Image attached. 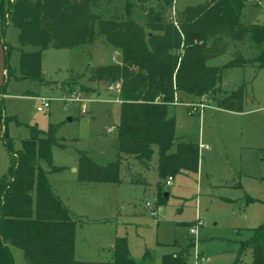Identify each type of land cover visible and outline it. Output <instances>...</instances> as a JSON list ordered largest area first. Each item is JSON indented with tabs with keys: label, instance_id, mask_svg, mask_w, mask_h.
I'll return each instance as SVG.
<instances>
[{
	"label": "rangeland",
	"instance_id": "rangeland-1",
	"mask_svg": "<svg viewBox=\"0 0 264 264\" xmlns=\"http://www.w3.org/2000/svg\"><path fill=\"white\" fill-rule=\"evenodd\" d=\"M202 1L172 0L165 19L176 24L178 11ZM7 2L0 0L3 7ZM150 6H159L158 0H111L107 7L92 10L104 19L128 8L135 20H140L143 8L146 11ZM241 20L245 24L264 23V3L247 0ZM97 26L95 22V35L86 44L41 50L44 82L23 77L19 68L20 51L38 47L20 46L17 28L9 20L4 27L0 25V97L4 114L11 117L5 123L6 138L16 150L33 127L46 130L49 124L56 126L54 135L63 146L51 147V163L66 168L47 176L61 201L81 214V222L74 229V258L110 261L112 243L117 237H125L136 264L146 251L150 256L147 264H160L164 255L183 248L185 264H233L240 242L252 235L254 227L264 224V67L234 66L221 74V91L231 92L244 85L241 112L220 108L207 96L203 108L191 111L188 105L199 99L176 93L179 100L169 104L168 113L174 116L178 140L199 147L197 172L175 174L166 184L167 178L158 177L157 149L153 147L147 167L136 159L122 158L118 182L80 181L70 170L73 166L77 169L79 151L98 164L117 155L120 101L108 86L120 80L93 78L92 70L120 63V52L105 41ZM228 42L226 52L209 59L208 65L226 64L237 49L245 58L250 56L248 38ZM73 92L81 100H75ZM39 97L50 101L43 111L36 110ZM112 126L113 130L107 131ZM39 164L48 170L45 161ZM8 165L9 153L0 137V178ZM158 185L163 194L159 199ZM195 224L193 234L190 228ZM191 240L193 244L187 245ZM11 252L14 264H26L21 249L11 246ZM251 261V251L246 249L240 264Z\"/></svg>",
	"mask_w": 264,
	"mask_h": 264
},
{
	"label": "trees",
	"instance_id": "trees-1",
	"mask_svg": "<svg viewBox=\"0 0 264 264\" xmlns=\"http://www.w3.org/2000/svg\"><path fill=\"white\" fill-rule=\"evenodd\" d=\"M246 1L203 0L178 11L174 24L165 19L172 0H158L159 6L147 7L146 11L143 8L140 20H135L128 8L99 18L92 7H107L111 0H8L6 7L0 3V25L4 27L9 20L17 28L20 46L38 47L20 51L19 68L23 77L44 81L41 50L88 43L95 35L96 22L98 33L120 52V63L92 70L93 78L120 80L117 155L114 160L98 164L79 151L77 179L118 182L121 159L128 156L147 167L153 147L157 149L158 177L164 179L197 172L199 164L198 145L178 140L174 116L168 113L176 93L198 99L207 96L214 98L220 108L240 111L244 85L231 92L221 91V74L234 66L264 67V23L242 22ZM246 38L252 47L249 57L237 49L226 64H207L226 52L229 40ZM10 118L4 114L0 97V137L9 153V165L0 178V264H14L11 246L21 249L26 264H136L125 237L114 240L110 261L74 258V229L81 222L80 216L61 201L47 176L48 172L63 169L51 163V147L63 146L54 135L56 126L49 124L46 130L33 127L31 135L21 140V147L13 150L5 134V123ZM40 160L47 163L48 170L43 169ZM157 194V199L163 196L159 185ZM191 244L192 240L187 245ZM246 249L251 251V264H264V224L254 227L252 235L240 242L233 264L241 263ZM185 251L183 248L179 253L164 255L160 264H185ZM149 259L146 251L137 264H147Z\"/></svg>",
	"mask_w": 264,
	"mask_h": 264
},
{
	"label": "built area",
	"instance_id": "built-area-1",
	"mask_svg": "<svg viewBox=\"0 0 264 264\" xmlns=\"http://www.w3.org/2000/svg\"><path fill=\"white\" fill-rule=\"evenodd\" d=\"M108 87H109V89L113 90L114 92H116V93L118 94L119 91H120V81H116V82H114V83H111ZM73 94H74V97H73V98H74L75 100H81V99L78 97L77 94H75L74 92H73ZM73 98H68V99L71 100V99H73ZM117 98H118V97H116V100L120 101V100L117 99ZM39 99H40V102H39V104L37 105L36 110H37V111H43V110H45V109L49 106V102H50V101H49V98H47V97H39ZM205 99H206L205 97H201V99H200L199 102L194 103V104H189L188 106L192 107V108H191V111H194V110H196L197 108H203L204 105H205V104H204ZM177 102H178L177 97H174V100H173L172 103L175 104V103H177ZM199 111H201V109H199ZM112 130H113V126H112V127H109V128L107 129V131H112ZM199 146L202 147L203 145L200 144ZM170 178H171V177H168V178L166 179V183L169 182ZM146 205L148 206L149 203H146ZM150 213H151L152 215L155 214L153 210H151ZM198 223H199V221H198ZM196 230H197V225H196V224L193 225V226L190 228V232L193 233V234L196 233ZM198 260H199V259H197V262H198Z\"/></svg>",
	"mask_w": 264,
	"mask_h": 264
},
{
	"label": "crops",
	"instance_id": "crops-1",
	"mask_svg": "<svg viewBox=\"0 0 264 264\" xmlns=\"http://www.w3.org/2000/svg\"><path fill=\"white\" fill-rule=\"evenodd\" d=\"M199 100H200V99H199ZM226 110H227V111H231V112H241V111H242V110H240V111H233V110H228V109H226ZM202 145H203V144H202ZM123 159H126V160H127V159H132V158H130V157H128V156H124ZM65 168H66V167H63V169H65ZM63 169H62V170H63ZM62 170H61V171H62ZM70 170L73 171V172H76V167L73 166V167H71ZM61 171H56V172H61ZM50 173H53V172H50ZM54 173H55V172H54ZM165 183H166V181H165ZM166 184H167V183H166ZM51 185H52V184H51ZM52 187H53V186H52ZM53 189H54V187H53ZM54 191H55V190H54ZM73 212H74V211H73ZM74 213H75V212H74ZM75 214H76V213H75ZM76 215L79 216V215H81V214H76ZM112 245H113V243H112ZM112 245H111V247H112Z\"/></svg>",
	"mask_w": 264,
	"mask_h": 264
},
{
	"label": "water",
	"instance_id": "water-1",
	"mask_svg": "<svg viewBox=\"0 0 264 264\" xmlns=\"http://www.w3.org/2000/svg\"><path fill=\"white\" fill-rule=\"evenodd\" d=\"M164 195H166V194H164Z\"/></svg>",
	"mask_w": 264,
	"mask_h": 264
}]
</instances>
